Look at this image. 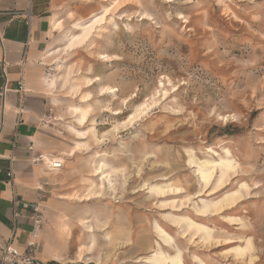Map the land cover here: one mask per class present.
Wrapping results in <instances>:
<instances>
[{
    "label": "rangeland",
    "instance_id": "rangeland-1",
    "mask_svg": "<svg viewBox=\"0 0 264 264\" xmlns=\"http://www.w3.org/2000/svg\"><path fill=\"white\" fill-rule=\"evenodd\" d=\"M112 1L69 0L57 17L70 29L68 11L83 19ZM116 1L87 44L53 58L76 64V78L99 80L82 88L93 98L95 136L42 180L50 188L44 204L59 216L47 225L51 214L41 209L44 264H148L158 251L180 264H264V0ZM62 42L55 32L48 47ZM55 64L39 75L61 74ZM102 85L116 95H98ZM50 96L44 119L58 154L74 145L68 126L81 129L67 112L80 103L62 88ZM143 102L145 113L128 123ZM99 160L116 169L101 190L90 172ZM221 168L229 173L216 187ZM204 202L216 206L205 214ZM189 221L213 238L186 229ZM238 238L242 246L251 240L243 255L232 249Z\"/></svg>",
    "mask_w": 264,
    "mask_h": 264
},
{
    "label": "crops",
    "instance_id": "crops-1",
    "mask_svg": "<svg viewBox=\"0 0 264 264\" xmlns=\"http://www.w3.org/2000/svg\"><path fill=\"white\" fill-rule=\"evenodd\" d=\"M67 2L0 0V90H4L0 96V257L13 231L14 244L21 250L32 239L31 204L38 203L52 215L47 225L59 217L44 204L50 197V188L48 182L42 181L44 176L58 173L36 159L42 154H54L49 148L57 141L45 126L51 96L40 81L45 75L39 73L45 74L40 53L51 48L48 44L55 33L51 32L52 20ZM29 6L27 22L24 11ZM9 169L11 176L6 174ZM42 169L49 172L44 175ZM15 201L19 202L22 217L14 227L11 221ZM39 232L34 251L44 264L50 249L48 245L40 246Z\"/></svg>",
    "mask_w": 264,
    "mask_h": 264
},
{
    "label": "bare ground",
    "instance_id": "bare-ground-1",
    "mask_svg": "<svg viewBox=\"0 0 264 264\" xmlns=\"http://www.w3.org/2000/svg\"><path fill=\"white\" fill-rule=\"evenodd\" d=\"M116 5H117V1L114 0L111 2V5L103 7L98 12L89 13L83 19L75 18L73 11H68L67 17L69 19H71L70 20L71 25H70V29H66V30H64L63 19H61L60 17L54 18L52 20V23H51V32H58L61 35V40L63 42L60 45H57V46L55 45V46L48 48L47 50L43 51L42 53H40L41 54L40 55L41 64H43V65H54L55 63H53V58L59 57V56H67L71 52L76 50L77 48L82 47L85 44H87L89 42L90 38L92 37L93 33L98 32V30L103 28V25L107 22V20L112 19L111 18L112 13H115L117 11V10L113 11V9L116 7ZM96 55H97L96 57H98L100 59L101 58L105 59L107 61L111 57L110 55L104 54V53H96ZM61 59L63 60V57H61ZM76 67H78V66H76V64H74V63L69 64V65H64V66L62 65V63H56L54 69L60 71L61 74H59V75L48 74V75L42 76L40 78V81H41L42 85L44 86V89L47 93L52 94L57 89L62 88V89L66 90V92L69 94V96L71 98H78L79 103H80L78 106L71 104L72 106H69L67 108V112L69 113V115H71V117L74 118V122L76 124V127L78 125L81 128V129H79V128H75L74 126H68L69 132L74 137V145L70 146L67 150H62L58 154H51V153L50 154H42L43 161H40L41 165L43 164L46 166V164H48L52 158H59L63 162V166L60 169L53 170V171L50 169L52 172L58 173V174L60 172H62L65 168L66 157H71V158L76 157L78 154V151H80L82 148H88L89 144H88L87 140H89V138L91 136H93V137L95 136L94 135V131H95L94 130V123L95 122H93V119H90V115H91V111H92V106L90 104V100L93 98L91 97L90 92H84L82 88L92 86L96 80H99V78L96 77L95 79H92V78H89L86 76L76 78L75 77L76 76L75 73L77 72ZM116 90L117 89L115 87L102 85L98 90V95H100V96H102V95L115 96ZM56 101H57V99H53L54 105L56 104ZM154 101L155 100H152V103H154ZM149 105H150V103H146V102L139 104L136 107L135 111L129 116L128 123L133 122V120L137 119L139 116H141L143 113H145V111ZM112 111H113L112 113H114V114L118 113V111L116 109H112ZM55 120H62L61 114L56 115ZM87 123H89V124H87ZM45 126L47 128L50 127V122L45 121ZM114 128L117 129L118 126H115ZM95 140L97 141L99 139L95 138ZM34 161H35V159H34ZM115 171H116L115 168H112V167L107 168L105 163H103L100 160L97 161L95 164L91 165L90 172L93 173L92 175H95V176L99 175L100 176V185L97 186L96 188H98L99 190L103 189L105 182L108 181L111 173H113ZM41 172H42V174L45 175L49 171H45L44 169H42ZM220 172H221V174L217 180L216 187H220V186L222 187V186H224V184H226L225 178L227 177V174L229 173V172H227L226 168H221ZM226 172H227V174H226ZM232 173H233V171H232ZM244 187H245V184L241 183L240 188H244ZM178 189H179L178 187H175L173 190L177 191ZM166 190H171V186H169L167 189L157 188L155 191L162 194ZM89 193H95V191L91 192V190H89ZM238 193H239V189L236 190L235 192H233L232 194L230 193V194L226 195L224 198V201L228 200V202H230V199L231 198L233 199V197L236 196ZM72 196L73 197L74 196L79 197V195L78 194L76 195V193L72 194ZM224 201H222V202H224ZM215 204L216 203L211 204V203L204 202L201 209H199V210H200V212H203L206 214L210 210V208H212V206H214ZM218 204H221V203H218ZM213 208H215V207H213ZM205 214H203V215H205ZM192 226L195 227L196 232L201 233L203 235V237H205L206 239L210 240L211 238H213L211 235L212 233L206 231L204 225L194 224L192 221H189L186 224V229H189ZM155 228H156V226H155ZM162 231L163 230L157 229L156 232H157L158 236L162 239L163 243L166 246H168L169 245V239L166 238L167 237L166 235H161ZM38 232L39 231H37V234H38ZM219 240H221V239L219 238ZM240 240L241 239L238 238L236 241L239 242ZM240 244H241V241H240L239 245L232 248L233 251L237 255H243L246 252L245 250L246 249L248 250V248L251 246V240L249 238H247L245 240L244 246H242ZM157 246H159V244H157ZM80 249H81V247H80ZM158 253H160V254L157 255V253H156V255H157V257L160 255V257L156 258L153 261H151V260L149 262L147 261L148 264H165L167 262H169L170 264H180V262H181V258L179 255H176V256L164 255L161 253V251H158Z\"/></svg>",
    "mask_w": 264,
    "mask_h": 264
},
{
    "label": "built area",
    "instance_id": "built-area-1",
    "mask_svg": "<svg viewBox=\"0 0 264 264\" xmlns=\"http://www.w3.org/2000/svg\"><path fill=\"white\" fill-rule=\"evenodd\" d=\"M26 16V21L29 22L30 17V6L24 11ZM21 87V85H20ZM4 90H0V96H3ZM38 161H43L42 155L36 157ZM49 168L51 170H58L63 166V162L59 158H52L49 161ZM7 176H11L12 172L9 169L6 172ZM22 217V213L19 208V202H14V210L12 216V225L15 227V223L18 218ZM29 219L32 221V239L26 243L24 249H19L14 244L15 233L11 234L7 243L4 245L2 249V254L0 257V264H41V261L35 256V239L37 238V231L42 228L44 217L39 207L38 203H34L30 205V214Z\"/></svg>",
    "mask_w": 264,
    "mask_h": 264
}]
</instances>
